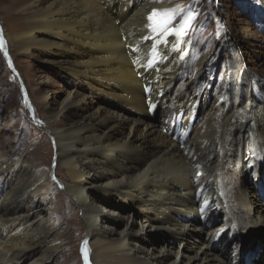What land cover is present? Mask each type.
<instances>
[{"label": "bare ground", "instance_id": "obj_1", "mask_svg": "<svg viewBox=\"0 0 264 264\" xmlns=\"http://www.w3.org/2000/svg\"><path fill=\"white\" fill-rule=\"evenodd\" d=\"M150 4L163 0L8 1L17 24L30 16L17 39L26 58L136 115L128 126L90 113L89 100H72L57 118H35L54 144V177L81 214L87 264H264L258 245L264 244V201L257 191L264 188V43L257 52L240 28L241 39L228 41L224 86L210 104L202 74L216 55L177 90L178 110L160 112L172 123L156 127L151 114L187 68L184 38L192 16L146 33L142 15ZM230 24L223 22L225 31ZM5 153L0 264H58L63 242L51 227L59 207L53 174L29 159L7 163ZM109 223L117 229L112 236L105 234ZM162 235L161 245L150 242Z\"/></svg>", "mask_w": 264, "mask_h": 264}, {"label": "rangeland", "instance_id": "obj_2", "mask_svg": "<svg viewBox=\"0 0 264 264\" xmlns=\"http://www.w3.org/2000/svg\"><path fill=\"white\" fill-rule=\"evenodd\" d=\"M8 1L0 0V32L5 40L4 46H0V152H6L2 160L12 163L16 159H29V162L37 163L43 169L49 167L52 175L57 170L53 168L52 161L54 144L46 130L36 120L47 116L57 118L56 114L72 100L76 102L89 100L93 106L90 113L102 111L103 116L112 117L128 126L136 115L106 99L97 98V93L86 92L77 82L58 72L52 65L26 58L17 39L22 37L30 16L21 18L18 21L21 25L17 24L12 19V12L8 11ZM154 9L158 10L156 13L158 16L153 17V22L148 17L153 14ZM164 10H171L172 14L177 11L173 27L179 25L184 18L192 17L184 38L189 45L187 68H184L179 77L174 79L165 100L163 99L159 104V111L156 110L154 115L151 114L152 123L159 128L164 124L169 126L172 123L171 117L166 120L167 122L164 121L160 112L168 115L178 110L176 95L179 89L186 88L193 70L201 61L216 55L214 63L202 74V84L204 89L206 88L204 94L207 93L210 104L216 90L224 86V73L232 50L228 41L241 39L238 32L240 28H246L248 35L245 39L257 46V52L264 43V6L259 0H163L161 6L154 7L150 4L143 13V28L145 29L146 25L150 27L144 30L146 33H151L154 27H159L167 20ZM224 21L232 23L230 32L225 31L222 25ZM154 31L156 32V30L152 32ZM8 38L11 40V48H9ZM4 52L9 57L12 69L7 64ZM261 53H264V48ZM41 94L46 96V105L42 102ZM8 179L9 177L6 176L4 180L6 186ZM51 182L56 189L54 199L59 205L56 213L50 214L53 223L51 227L58 230L55 234L56 240L63 242L58 264H85L82 246L87 238L82 231L84 223L81 214L76 211L73 199L63 192L61 178L56 175L54 177L53 174ZM87 187L89 188L88 184ZM257 191L259 199L264 201V188L262 191L257 188ZM210 221L212 226L219 224L217 218ZM122 229L123 225H120L118 230ZM116 230L113 223L105 226V234L112 236ZM165 238V235L152 236L150 242L159 246ZM259 241L263 242L264 236ZM230 242L232 243V240ZM258 245L259 254L264 255V244ZM242 264H244L243 261ZM248 264L251 263L248 262Z\"/></svg>", "mask_w": 264, "mask_h": 264}, {"label": "snow or ice", "instance_id": "obj_3", "mask_svg": "<svg viewBox=\"0 0 264 264\" xmlns=\"http://www.w3.org/2000/svg\"><path fill=\"white\" fill-rule=\"evenodd\" d=\"M158 10L154 9L153 10V15L149 16L148 19L151 21L153 20V17L155 16V14L157 13ZM164 14L168 17L167 20L164 21V24H161L159 25L160 28H163L165 24H168L171 22V20L174 18L172 15H171V10H164ZM154 30H158V29H155ZM85 260L87 262V257L85 256Z\"/></svg>", "mask_w": 264, "mask_h": 264}, {"label": "water", "instance_id": "obj_4", "mask_svg": "<svg viewBox=\"0 0 264 264\" xmlns=\"http://www.w3.org/2000/svg\"><path fill=\"white\" fill-rule=\"evenodd\" d=\"M0 45H1V46H4L3 39L1 38V32H0ZM3 54H4V57H5L6 60H7V64H8V66H9V68L12 69V66H11V63H10V61H9V57H8L7 53L4 52ZM253 254H254V255H258V252L255 251Z\"/></svg>", "mask_w": 264, "mask_h": 264}]
</instances>
